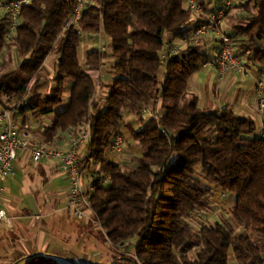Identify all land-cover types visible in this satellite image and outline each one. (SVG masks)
Wrapping results in <instances>:
<instances>
[{
	"label": "trees",
	"instance_id": "16d2710c",
	"mask_svg": "<svg viewBox=\"0 0 264 264\" xmlns=\"http://www.w3.org/2000/svg\"><path fill=\"white\" fill-rule=\"evenodd\" d=\"M196 1L207 5V0ZM76 2L33 1L21 10L12 42H7V18L0 19V57L14 45L21 58L0 75V102L10 108L25 99L20 110L54 114L44 130L48 143L60 131L74 128L77 134L90 122L87 158L99 164L91 207L108 241L133 248L108 264H231L232 258L237 264H264V134L257 133L254 120L228 107L200 106L189 81L209 61L202 42L162 60L165 42L183 37L193 24L184 0H89L79 26L66 28ZM239 8L246 14L236 18L231 33L225 31L243 60L264 66V0L239 1L225 19ZM89 32L110 38L108 56L115 60L104 109L94 105L97 84L89 74L99 70L104 53L79 56ZM52 52L58 55L55 86L43 96L38 87L46 80L43 64ZM30 81L33 94L27 96ZM157 102L162 110L157 117L130 128L142 148L135 164L107 159L122 135L124 113L144 120L143 109ZM199 175L236 194L229 218L195 222L213 197ZM25 264L80 263L36 253Z\"/></svg>",
	"mask_w": 264,
	"mask_h": 264
},
{
	"label": "crops",
	"instance_id": "0c3cea01",
	"mask_svg": "<svg viewBox=\"0 0 264 264\" xmlns=\"http://www.w3.org/2000/svg\"><path fill=\"white\" fill-rule=\"evenodd\" d=\"M221 2L222 0H207V5L218 7ZM235 2L238 3L237 0ZM242 14H246L243 8L233 9L229 17L224 20L225 29L231 33L234 21ZM87 41L90 42V51H99L98 43L101 44L104 40L101 38V32L84 33L80 46L82 59L87 55L83 47ZM202 44H204V52L212 61L217 54L218 37L210 35L202 40ZM104 51H107L106 47L103 53ZM4 59L0 60L2 65L5 63ZM114 63L115 60L107 56L106 59L104 57L99 70L89 71L94 79L100 74L101 83L97 85L94 98L97 109L105 108L109 95L108 84L115 76L110 73ZM244 64L246 70L243 72L222 71L216 64H204L190 78L189 89L198 95L200 106L207 110L228 107L236 115L254 120L257 133L264 134V108L260 105L255 89L262 64L246 59ZM44 65L50 69L48 58ZM63 104L59 106V110L66 107L67 100ZM0 107H3L1 102ZM158 110L162 111L161 108ZM127 113L131 111L124 113L125 125L121 128L123 145L129 144L130 152L132 150L141 154L142 148L132 139L130 132V128L134 127L133 121L126 122ZM15 117L22 134L29 137V143L27 148L19 152L15 160V172L3 181L4 195L1 207L11 220L9 225L0 221V264H25L27 258L36 253L51 254L61 260L70 259L80 264H102L109 260L108 253L100 250L97 246L98 242L88 232L89 225L92 226L93 223L94 227L100 229L95 214H92V220H78L65 209L69 196V180L61 170L59 162L51 159H43L39 162L32 160L31 149L35 144L46 141L44 130L53 123L54 114L39 115L25 108L16 112ZM75 132L74 128L60 131L52 144L59 148H68ZM87 150L86 145L82 146L81 151L84 156L82 180L84 192L90 195L98 176L99 164L88 160ZM130 152L110 150L106 158L122 164L123 161L129 160ZM210 188L213 194L215 190L221 194L224 192L223 188L215 183ZM225 193L232 206L237 198L236 194ZM110 245L114 247L111 242Z\"/></svg>",
	"mask_w": 264,
	"mask_h": 264
},
{
	"label": "built area",
	"instance_id": "2783aa9c",
	"mask_svg": "<svg viewBox=\"0 0 264 264\" xmlns=\"http://www.w3.org/2000/svg\"><path fill=\"white\" fill-rule=\"evenodd\" d=\"M35 0H0V19L7 18L8 35L12 38L16 34L18 25L21 23V10L29 6ZM75 9L66 25L79 26V21L89 0H76ZM236 0H222L218 7H205L196 0H184L186 7L191 13L193 24L187 27L183 37L173 38L172 43L165 42L162 60L166 63L170 58L178 54L181 50L198 42L207 35H216L218 37L217 54L212 61L205 64H216L222 71L243 72L246 70L244 60L234 50L232 40L228 33L223 30L222 24L230 9L235 5ZM80 30V29H79ZM256 95L262 108H264V66H262L259 77L255 84ZM6 99L12 97L5 95ZM25 99L10 108L0 107V221L10 224V217L1 207V201L4 195L3 181L15 172V160L20 151L27 148L29 137L23 135L20 131L15 117L16 112L20 111L24 105ZM144 114H150L149 106L143 109ZM156 111L152 116L159 114ZM90 122L75 134L68 148H59L48 142L35 144L32 149V160L39 162L43 159H51L59 162L61 170L66 174L69 180L68 202L65 209L78 220H92L93 209L90 204L89 195L83 190L82 169L84 156L82 146L89 147L91 141ZM123 146V139L117 136L111 150L120 152ZM89 152L87 150V156ZM109 179H102L101 184L107 185ZM201 215V213H198ZM100 229L105 230L101 225Z\"/></svg>",
	"mask_w": 264,
	"mask_h": 264
},
{
	"label": "rangeland",
	"instance_id": "374dc122",
	"mask_svg": "<svg viewBox=\"0 0 264 264\" xmlns=\"http://www.w3.org/2000/svg\"><path fill=\"white\" fill-rule=\"evenodd\" d=\"M237 1L239 2L242 0H237ZM234 24L235 23H233V25ZM222 28H223V30H226L224 24H222ZM208 36H210V35L205 36L204 38L200 39L199 41L202 42V40H204ZM101 38H103L104 41H102L101 44L98 43L97 47H98L99 51H103L105 47L107 48V51H104V57L106 59L108 56V52L110 51V47H109L110 38L102 32H101ZM12 39H13V37L7 38V42H9V41L12 42L11 41ZM88 40H89V38H88ZM89 43L90 42L87 41V43H85V45L83 44V47L86 50V53H88L90 51ZM82 55H83L82 54V48L80 47V49H79L80 58L83 57ZM4 58H7L8 60H6ZM19 58L20 57H19L17 48L14 45H7L4 48V51L0 57V60H2V59L5 60V63L3 65L0 62V75L2 73L8 72V70H10L12 68L17 67L19 65V62H21L20 61L21 58L20 59ZM57 59H58V55L56 54V52H52L48 56V60H50V69L51 70L49 69L48 66L44 65L45 63L43 64V66H44L43 74L46 77V80L42 82V85L38 87V90L42 91V93L44 95L48 94L51 91V89L55 86V81L53 80V77L57 74V62H56ZM108 72H110V71H108ZM110 73H112V72H110ZM99 75L95 78L97 85H99L101 83L100 82L101 79L99 80V78H100ZM33 83H34V81H30V83L28 84L29 93L27 96L33 94L32 93L33 90H31ZM158 103H154L155 106L153 104H151L149 106V110L151 112H150V114L145 113L144 120H141L140 117L136 116L133 112H131V113L125 114L126 122L131 120V121H133L132 125L134 127L139 128L140 125L143 126V123L145 124L147 122V120L151 117V114H154L156 111H159L158 109L160 108V103L159 104ZM157 104H158V106H157ZM128 116H131V118H129ZM121 137L123 139V135H121ZM123 141H124V139H123ZM130 149L131 148H130L129 144H127V145L125 144L122 146V150H126V152H130ZM138 155H140V154L134 153L131 150V152L128 154L129 160L123 161L122 164L134 165ZM200 178L209 187H212V184H214L212 181H209V180L203 178L202 176H200ZM215 189L216 188H214V190ZM214 192L215 193L213 194V197L211 199V204L209 205L208 209H206L205 211H202L201 215L196 216L195 222H199V220H202V221H206V222L208 221L209 223H214L218 220L220 215L225 216L227 218L230 217L231 202L227 199V196H226L227 194L225 193V191L222 194L217 193L216 190ZM97 223H99V222L97 221ZM94 225H95L94 223L92 224V226L89 225V227H88L89 234L93 237L94 240H96L98 242L97 246L100 248V250L103 252H107L108 255L110 256L109 260L103 262L102 264L111 263L115 257L119 256L120 253H127V254L133 253L132 246L125 245L124 247H115V246L111 247L110 242L105 237L106 233L102 229H97L96 227H94ZM99 225H101V224L99 223ZM231 264H237V262L235 261L234 258H232Z\"/></svg>",
	"mask_w": 264,
	"mask_h": 264
}]
</instances>
